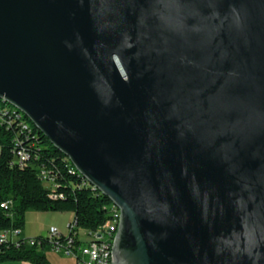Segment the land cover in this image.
Returning a JSON list of instances; mask_svg holds the SVG:
<instances>
[{
    "label": "water",
    "instance_id": "1",
    "mask_svg": "<svg viewBox=\"0 0 264 264\" xmlns=\"http://www.w3.org/2000/svg\"><path fill=\"white\" fill-rule=\"evenodd\" d=\"M0 100L118 208L111 264H264V0H0Z\"/></svg>",
    "mask_w": 264,
    "mask_h": 264
},
{
    "label": "trees",
    "instance_id": "2",
    "mask_svg": "<svg viewBox=\"0 0 264 264\" xmlns=\"http://www.w3.org/2000/svg\"><path fill=\"white\" fill-rule=\"evenodd\" d=\"M4 108L7 112L2 111ZM21 123H26L27 129H22ZM18 150H23L26 156L22 165L14 160ZM110 207L111 202L75 171L26 116L16 115L0 100V232L22 231L28 211L70 212L74 223L67 235L61 233L52 241L40 234L31 238L32 245L27 238L0 243V263L50 264L44 252L52 248L53 242L73 237L76 250L87 242L79 238L78 232L83 231L90 238L101 233L111 219ZM74 259L79 264V258Z\"/></svg>",
    "mask_w": 264,
    "mask_h": 264
},
{
    "label": "built area",
    "instance_id": "3",
    "mask_svg": "<svg viewBox=\"0 0 264 264\" xmlns=\"http://www.w3.org/2000/svg\"><path fill=\"white\" fill-rule=\"evenodd\" d=\"M9 106L11 109H13L16 115L20 116V114H22L11 105ZM2 111L7 112V109L4 108L2 109ZM20 125L22 129H27L26 123H21ZM25 157L26 156L23 150H18L14 154V160L18 163V165H22ZM93 189L95 188L93 187ZM1 206L6 207L5 204H1ZM109 212L111 214V219L107 222L106 225L102 227V232L96 234L95 236H91V238L88 235L87 242L77 247L76 250L73 249L74 246L72 245L73 237H68V236H66V240L63 242L60 241L53 242V246L51 249L56 251H63L67 255H71L73 258L78 257L79 264H111V260H112L111 250H112V244L114 241L116 230L119 224V210L113 203H111ZM73 227H74V223L72 222L68 223L67 232L64 234L67 235L68 232L73 229ZM20 233L21 231L19 230L0 232V243L6 241L17 242V240L20 238ZM60 234L61 233L58 232V230L55 227H50L49 231L47 232V237H49L50 241H52L55 238H58ZM27 239H28L27 243L29 245H32L33 240L31 238H27Z\"/></svg>",
    "mask_w": 264,
    "mask_h": 264
},
{
    "label": "rangeland",
    "instance_id": "4",
    "mask_svg": "<svg viewBox=\"0 0 264 264\" xmlns=\"http://www.w3.org/2000/svg\"><path fill=\"white\" fill-rule=\"evenodd\" d=\"M68 213H62V212H36V211H28V214L25 216V226L22 230V235H20V238L24 237V231L25 229H28V233H37L35 236L40 235L43 231H38L40 226H43L42 224H46V231H49V226L53 225L58 232L59 230L64 228L63 232H67V225L69 222H71V219ZM39 222H42L40 225ZM80 237L83 238V231H79ZM31 235L30 237H32ZM28 238V237H26ZM46 254V257H49V261L53 262V264H76L74 258L71 255H67L63 251H56V250H46L44 252ZM15 261H7L2 262L0 264H10L14 263Z\"/></svg>",
    "mask_w": 264,
    "mask_h": 264
},
{
    "label": "crops",
    "instance_id": "5",
    "mask_svg": "<svg viewBox=\"0 0 264 264\" xmlns=\"http://www.w3.org/2000/svg\"><path fill=\"white\" fill-rule=\"evenodd\" d=\"M64 213H68L69 214V216L70 217H68V218H70L71 219V221H72V219H73V214L72 213H70V212H64ZM28 214V212L26 213V215ZM25 215V216H26ZM40 223V225L42 224V222H39ZM70 223V222H69ZM43 226H40V228H39V230L38 231H42V230H45V231H43V232H47L46 231V224H42ZM50 227H53V225H50L49 226V228ZM28 229H25V231H24V237L26 238V237H28V238H34V237H36L35 235L38 233H34V234H30V233H28ZM64 231V228L63 229H61V230H59V232L60 233H65V232H63ZM42 232V233H43ZM84 233V232H83ZM20 235H22V231H21V233H20ZM31 235H33L32 237H30ZM78 236H79V238L83 241V242H85V241H87L88 239H87V236L86 235H83V238L82 237H80V234H79V232H78ZM46 252V251H45ZM45 255V257H46V254H44ZM47 258V257H46ZM47 260L49 261V257L47 258ZM75 260V259H74ZM49 263L50 264H53V262H51V260L49 261ZM10 264H31V263H29V262H25V261H15L14 263H10Z\"/></svg>",
    "mask_w": 264,
    "mask_h": 264
},
{
    "label": "clouds",
    "instance_id": "6",
    "mask_svg": "<svg viewBox=\"0 0 264 264\" xmlns=\"http://www.w3.org/2000/svg\"><path fill=\"white\" fill-rule=\"evenodd\" d=\"M173 111H175V107H173ZM188 130L191 131V127L190 126H189ZM182 135H183V133H182Z\"/></svg>",
    "mask_w": 264,
    "mask_h": 264
}]
</instances>
